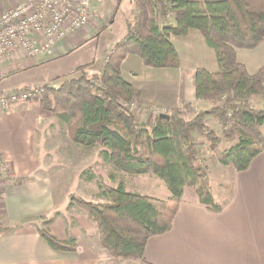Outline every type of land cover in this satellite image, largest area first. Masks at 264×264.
Masks as SVG:
<instances>
[{"label": "trees", "instance_id": "1", "mask_svg": "<svg viewBox=\"0 0 264 264\" xmlns=\"http://www.w3.org/2000/svg\"><path fill=\"white\" fill-rule=\"evenodd\" d=\"M138 15L125 21V35L105 61L103 71L90 84L83 75L89 66L77 69V79L47 89L38 105L67 126L71 142L81 148H101L99 158L117 174L136 177L152 174L163 182L167 200L126 191L119 181L115 187L98 184L102 203L68 196V207H77L94 223L100 247L114 259L141 261L147 240L170 231L184 189H191L199 203L212 213L222 207L215 203L206 166L198 159L194 135L209 144L216 162L240 173L264 152V137L255 140L246 131L264 126V110L254 109L251 98L264 100V66L248 75L236 61L235 51L255 48L264 39V0H136ZM174 25L164 23L166 16ZM197 32L214 51L217 71L198 68L194 77L195 98L213 106L185 119L190 106L170 110L161 119L138 122L127 107L137 91L120 76L128 55L141 58L150 68H177L172 38ZM85 84V86H82ZM122 101L124 103H121ZM217 121L225 141L206 123ZM236 140V141H235ZM87 181H93L90 175ZM2 228L0 234L12 232ZM40 237L55 251H74L77 239L59 241L45 230Z\"/></svg>", "mask_w": 264, "mask_h": 264}, {"label": "crops", "instance_id": "2", "mask_svg": "<svg viewBox=\"0 0 264 264\" xmlns=\"http://www.w3.org/2000/svg\"><path fill=\"white\" fill-rule=\"evenodd\" d=\"M20 1L0 0V12ZM91 12L87 26L58 43L54 54L12 59L10 65H30L0 78V89L10 92L55 82L63 75L40 80L28 74L48 63L54 64L56 59L80 49L102 33L112 31L117 17L119 35L103 40L98 54L100 74L114 45L125 35V21L132 22L139 11L136 0H101V3H92ZM168 18L166 24L174 25L173 16ZM202 42V37L195 31L184 38L171 39L177 53V68H150L139 56L128 55L121 64L120 76L137 91L140 102L159 112L185 105L199 111L204 101L195 98L194 77L198 66L189 63L187 58L189 53L196 52L197 45L204 44ZM235 58L248 75H255L264 66V39L253 49L236 50ZM85 66L89 65L81 67ZM44 117V111L33 103H20L0 111V161L12 176L10 182L1 183L0 226L13 229L8 234H0V264H100L107 254L99 245L97 229L89 238L84 236L92 221L87 215L80 221V217L70 215L68 204L64 211L55 206V187L51 178L54 171L52 165L42 159L38 149V130L45 125ZM207 122L218 125L213 118H207ZM218 168L219 183L215 184L212 179L210 183L212 197L222 211L210 212L199 203L193 190L184 189L170 231L149 238L142 260L133 264H264V152L257 155L244 172L237 173L220 165ZM149 175L152 174L137 176L136 183H132L133 189L125 184L126 191L167 200L169 193L164 190L163 182L154 175L152 181L142 179ZM224 181L228 182L227 187ZM69 218L74 221L69 223ZM39 229L59 241L77 239L76 250H53L40 237ZM90 237L96 242L90 243Z\"/></svg>", "mask_w": 264, "mask_h": 264}, {"label": "rangeland", "instance_id": "3", "mask_svg": "<svg viewBox=\"0 0 264 264\" xmlns=\"http://www.w3.org/2000/svg\"><path fill=\"white\" fill-rule=\"evenodd\" d=\"M168 16H166V18L164 19V23L170 20V17L168 18ZM115 19L116 22L112 31L104 32L98 38H95L90 42H86V44H84L80 49L74 50V52L68 53L62 58L56 59L55 61L57 62H55L54 64H43L44 66L39 68V70L28 74V76H31L32 78H40V80H47L48 78H50V76H59V74H62L63 77H59L57 79L58 81L56 80L57 82L55 81L39 84H46L49 86L54 85L59 87L61 82L67 79H77L79 76H81L80 73H77L75 71L76 68L84 65H89V67L86 68L88 70L85 69L86 71H83V75L85 79L90 82V84L94 83V77L100 75L98 72L101 61H99L98 59V54L100 53L103 40L112 39V36H118L120 32V26L117 17ZM21 57L22 56H18L17 58H19L20 60ZM187 59L189 63L191 62L192 64H197L198 68L204 69L208 72L209 69L211 71L217 68L215 53L213 50L208 48L205 43L202 44V46L197 45L196 52H193L192 54L189 53ZM12 61L13 60L6 62L5 64H2V66H0V78L4 79L5 76H9L11 73H18L22 68H28L30 65L27 63L21 65H10L11 63H13ZM39 85L36 84L35 86ZM82 86H85V84H83ZM28 87H24L21 89H26ZM0 93H7V91L4 89H0ZM43 95L39 99L35 101H29L27 103L36 104L40 108L37 102L43 98ZM120 102L123 103L122 101ZM250 105L254 109L264 110V100L261 97L251 98ZM212 106L213 104H211L210 102L204 101V104L202 108L199 109V111L209 110ZM127 107L135 114L136 120L138 122H144L147 119H154L160 114L165 115L168 113L159 112V110H157L156 108H152L151 106L140 102L138 100V96L133 98V101L128 104ZM40 109L43 110L42 108ZM192 109L193 108L190 107V110L184 113L185 119H190L197 112H199L193 111ZM43 111L45 115V125L38 130V149L40 150V156L42 157V159L46 161V163L51 164V170L54 171L51 178L55 187V206L58 210H65L69 201V195L79 196L87 201H91L94 203L104 202L105 200L100 195L101 191L98 188V184L103 185L105 188H112L115 187L119 181H122L124 184L129 185L132 189L135 188L132 183H136V180L138 179L137 176L130 177L117 174L115 175L116 181H110L109 175L112 173L111 169L103 164L102 160L99 158V152L101 148L99 146H96L93 149H85L75 146L70 140L67 126L61 124L51 112L45 110ZM207 124L212 130L216 132L218 136L222 138L221 149H226L234 143L227 142L225 141V139H223L222 130L219 125H216L212 122H207ZM246 133L251 138L257 140L259 139V137H264V126L247 130ZM194 139L197 145L198 159L202 161L206 166L209 174V179H212L215 184H218L220 173L218 170L219 164L216 162L214 156L210 153L209 144L205 140L201 139L199 135L194 136ZM90 175L94 178L93 181L86 180ZM152 177V175H149L148 177L142 179H145L146 181H152ZM11 180L12 176L7 178L5 182H10ZM225 183L227 187L228 182ZM153 184H156V182H153ZM164 190L167 191L165 188ZM68 213L70 215H73V217H80L79 221L82 219H86L85 216L87 215L85 212L75 206L71 207ZM70 221L72 223V221H74L73 218H69V223ZM89 221L91 222L90 219ZM90 227V230L84 233V236L87 235L86 238H89L88 236H91V234H93L94 230L96 229L93 222L92 226L90 225ZM89 242L94 243L96 242V240H93L91 238ZM102 259L100 261V264H133L134 262H136L134 260L114 259L111 258L108 254L106 258L103 257Z\"/></svg>", "mask_w": 264, "mask_h": 264}, {"label": "built area", "instance_id": "4", "mask_svg": "<svg viewBox=\"0 0 264 264\" xmlns=\"http://www.w3.org/2000/svg\"><path fill=\"white\" fill-rule=\"evenodd\" d=\"M101 0H21L14 7L0 12V65L18 56L29 58L52 55L58 43L84 29L91 17L92 3ZM58 86L39 85L0 93V111L35 101L47 89ZM11 177L0 161L1 183Z\"/></svg>", "mask_w": 264, "mask_h": 264}, {"label": "water", "instance_id": "5", "mask_svg": "<svg viewBox=\"0 0 264 264\" xmlns=\"http://www.w3.org/2000/svg\"><path fill=\"white\" fill-rule=\"evenodd\" d=\"M159 116V118H161V119H168V116H166V115H164V114H160V115H158Z\"/></svg>", "mask_w": 264, "mask_h": 264}]
</instances>
